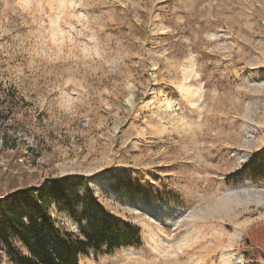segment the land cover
<instances>
[{
  "label": "rangeland",
  "instance_id": "obj_1",
  "mask_svg": "<svg viewBox=\"0 0 264 264\" xmlns=\"http://www.w3.org/2000/svg\"><path fill=\"white\" fill-rule=\"evenodd\" d=\"M0 176L139 230L80 264H262L264 0H0Z\"/></svg>",
  "mask_w": 264,
  "mask_h": 264
},
{
  "label": "trees",
  "instance_id": "obj_2",
  "mask_svg": "<svg viewBox=\"0 0 264 264\" xmlns=\"http://www.w3.org/2000/svg\"><path fill=\"white\" fill-rule=\"evenodd\" d=\"M51 209L69 215L77 228ZM260 231L264 235V228ZM137 244V228H117L94 190L74 189L69 178L0 194V251L13 264H80L91 254Z\"/></svg>",
  "mask_w": 264,
  "mask_h": 264
},
{
  "label": "bare ground",
  "instance_id": "obj_3",
  "mask_svg": "<svg viewBox=\"0 0 264 264\" xmlns=\"http://www.w3.org/2000/svg\"><path fill=\"white\" fill-rule=\"evenodd\" d=\"M130 100V99H129ZM131 101V100H130Z\"/></svg>",
  "mask_w": 264,
  "mask_h": 264
}]
</instances>
